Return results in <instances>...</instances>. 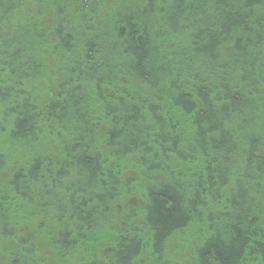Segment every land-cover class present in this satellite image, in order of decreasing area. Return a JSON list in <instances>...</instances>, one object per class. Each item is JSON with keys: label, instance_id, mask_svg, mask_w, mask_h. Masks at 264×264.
I'll list each match as a JSON object with an SVG mask.
<instances>
[{"label": "trees", "instance_id": "16d2710c", "mask_svg": "<svg viewBox=\"0 0 264 264\" xmlns=\"http://www.w3.org/2000/svg\"><path fill=\"white\" fill-rule=\"evenodd\" d=\"M0 264H264V0H0Z\"/></svg>", "mask_w": 264, "mask_h": 264}, {"label": "rangeland", "instance_id": "374dc122", "mask_svg": "<svg viewBox=\"0 0 264 264\" xmlns=\"http://www.w3.org/2000/svg\"><path fill=\"white\" fill-rule=\"evenodd\" d=\"M185 234V233H184ZM196 244V239L192 232H187V237L183 241H172V248L174 255H180L184 257L185 252L189 251L192 246ZM76 260L79 261V256H76ZM85 262V261H84Z\"/></svg>", "mask_w": 264, "mask_h": 264}]
</instances>
